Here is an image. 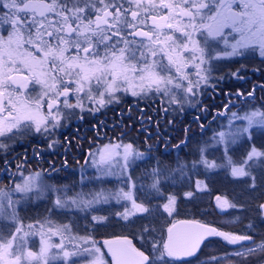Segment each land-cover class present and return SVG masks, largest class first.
Listing matches in <instances>:
<instances>
[{
	"label": "trees",
	"instance_id": "16d2710c",
	"mask_svg": "<svg viewBox=\"0 0 264 264\" xmlns=\"http://www.w3.org/2000/svg\"><path fill=\"white\" fill-rule=\"evenodd\" d=\"M258 52L255 47L249 51L241 50L238 55L212 59L207 83L193 87V93H187L182 86L179 89L171 86V92L167 94L161 91L160 96L168 108L162 118L156 119L160 114L150 118L138 114L142 106L151 112L152 97L158 103L159 93L153 96L145 92L147 96L133 103L131 110L127 108L129 104H118L114 110L100 112L99 117H86L91 124L86 120L77 122L81 130L86 129L84 125L88 122L86 130L91 134L99 130L101 141L113 134L124 139L119 136L122 133H118L117 128L125 124L135 128V132L125 131L122 136H128V141L140 148L142 153L129 165L128 172L133 180L134 200L147 207L149 212H136L124 219L119 214L122 209L117 203H102L86 213L61 210L64 214L61 221L69 223L71 230L89 235L94 240L129 238L137 250L149 257L150 264L200 261L239 246V243L230 244L221 237H206L191 259H174L165 253L164 245L166 229L176 219L199 220L225 233L251 237L244 242L264 240V208L260 207L264 204V157L247 160L253 147L264 152V124H253L247 132H242L237 121L230 120L232 112L239 114L250 107H257L264 113V57H260ZM182 83L186 85L184 80ZM169 99H174L172 104H169ZM133 110H136V115L129 120V116L135 113ZM63 114L62 121L75 124L76 121L71 122L73 113ZM228 126H236L239 130L223 142L220 140L221 133L216 131H224ZM67 128V125L62 126L60 133L63 134ZM31 129L22 126L19 131L24 137ZM63 137H60L61 140ZM12 142L8 140V135L0 137V144L4 145L0 148V164L9 148L18 146L17 141ZM73 144L76 145L75 142ZM202 157L216 167L208 168L200 163ZM245 160L247 163H244ZM236 166L243 167L251 176H233L232 168ZM56 176L55 183H78V175L72 167L66 171L60 169ZM155 180H159L158 191L152 188ZM33 194L30 191L25 194L28 201L17 206L14 204L12 217L10 214L0 215V234L5 237L4 242L17 222L49 218L51 213L58 211L49 207V197L33 201ZM217 197L236 207L221 208L216 202ZM165 205L168 207L165 208ZM263 256L264 251H261L253 258L257 260ZM238 261L239 264L252 262L246 259Z\"/></svg>",
	"mask_w": 264,
	"mask_h": 264
},
{
	"label": "snow or ice",
	"instance_id": "6c2138e0",
	"mask_svg": "<svg viewBox=\"0 0 264 264\" xmlns=\"http://www.w3.org/2000/svg\"><path fill=\"white\" fill-rule=\"evenodd\" d=\"M125 4L134 6L136 10L124 8ZM97 5L100 7L98 8ZM222 6L230 7V4ZM5 7L13 11L4 13L0 17V24L8 23L13 26L17 49L20 47L22 38L20 28L29 33L27 43L36 44L37 47H39V43H42L46 48V50L40 48L44 57L42 60H36L28 53L24 54V58L20 60L21 65L27 68L29 73L39 77L49 74L44 69L47 61L51 60L53 67L50 72L59 74L63 91L57 90L55 82L48 84L46 80L42 81L37 78L35 83H43L48 89L44 93L45 96L52 93L57 99L61 96L65 97L63 103L68 108H83V104L80 102L81 93H84L85 98L94 100L92 92L95 88L100 97H103L105 93L111 96L120 90L121 84L131 86L133 79L139 80L138 91H133V95L152 89L167 94L171 92L170 86L174 84V81L172 77L161 76L157 69L164 71L175 68L176 73L181 74L178 77L181 81L188 80L187 75L182 73L185 66L183 52L199 53L198 57L193 55L194 66L197 68V79L195 85H193V81L188 80V87L185 90L187 93H193L194 86L198 88L202 82L207 83L211 74L210 68L200 67L205 64L204 49L200 48L198 42L192 38L193 33L197 30L194 21L200 15L201 10L208 7V4L203 0H180V2L159 0V3L157 0H52L51 3H44L43 0H27V2L19 0V4L17 0H10ZM244 8L243 13H233L231 16L221 17L220 20H217L216 16L210 17L217 23L215 30L211 25H201V27H206L209 34L219 33L226 23L231 22L235 26L241 16H244L247 19L240 22L245 27L237 30L242 33L246 30L249 35L247 37L242 35L241 40L238 41L239 49L246 48L251 44H260L264 47V0H246ZM17 13H23V19ZM125 13L128 15L126 16ZM49 14H54L55 18L49 19ZM93 15L95 19L92 18ZM217 16L220 14L217 13ZM145 27L151 30L145 31ZM189 28L192 29L191 32L188 31ZM44 36H47L48 39L45 40ZM12 42L13 34H10L9 40L0 45V113L5 111L4 100H7V105L11 106L7 115L0 118V137H5L8 133H12L13 129H20L22 126L29 128L34 125L37 132H40L42 128L47 131L48 126V118L39 112L41 105L38 101L35 104L36 111H33L27 102L20 100L19 96L17 97L19 106L12 102L10 98L12 93L4 96L9 87L20 84V87L23 88L28 82L27 77H12L10 75L12 69L7 68L9 62L15 65L16 59L22 55L10 47ZM189 44L192 45L191 48H189ZM69 49L74 53L70 58L65 56ZM238 54L240 52L237 46H233L230 55ZM197 60L198 63H195ZM16 71L19 72L20 69L17 68ZM205 72L208 74L205 75ZM51 79L55 81L57 76H52ZM174 86L179 89L181 84ZM100 89L103 91H99ZM69 95L76 98L75 104H69L67 99ZM95 102L103 105L104 100L101 98ZM55 103L56 101H51L47 105L49 116L53 122L52 127H55L59 122V117L52 115ZM233 116L239 118L235 113ZM257 116H260L261 120L256 121L255 117ZM243 119L248 121L249 127L254 123L264 124V113L253 112ZM241 131L247 132L248 128L241 129ZM223 135V133L220 134L221 137ZM2 147L4 145L0 144V148ZM137 155L141 154L133 153L131 145L124 147L123 159L125 163L129 161L130 157ZM254 157H264V152L253 147L247 160H252ZM247 160L244 163H247ZM200 163L205 164L208 168L216 167L214 163H210L203 157ZM232 175L250 177L251 173L246 172L243 167H233ZM33 180L34 178H29L23 186L17 185V190L30 191ZM254 180L255 178H253V183ZM158 184L159 180H155L152 188L158 191ZM114 195L117 199L132 201L135 212H149V209L143 204L136 203L130 191L126 192L121 189ZM108 198L103 192H99L95 193L91 200L81 201V204L90 207L95 203L107 202ZM217 202L221 208L236 207L226 199L221 200L220 197H217ZM66 203L67 201L56 200V204L60 207H64ZM72 203L75 204L76 201L73 200ZM167 207L168 205H165V208ZM260 207L264 208V205H260ZM122 215L124 219L128 218V214ZM93 219L95 220L97 217H93ZM198 228L200 232L195 237L192 234L173 236L172 230L169 229V239L164 245L165 253L168 256H191L205 236L221 237L230 244L251 240L249 236H236L204 225H198ZM21 231L20 227L15 229V233H21ZM24 235L19 237L20 242L13 250V243L17 240L16 234H13L7 242H4L5 237L0 234V264H32L33 261L36 264H48V251L51 246L42 244L39 254L23 251ZM125 243L130 245L128 241ZM55 247L62 248L63 245ZM257 250L264 251V241H261L255 248L243 249L235 255L243 258L246 255L254 254ZM64 256H68V253L65 252ZM113 256L116 257L117 264H150L149 257L144 252L131 247L116 248L113 250Z\"/></svg>",
	"mask_w": 264,
	"mask_h": 264
},
{
	"label": "rangeland",
	"instance_id": "374dc122",
	"mask_svg": "<svg viewBox=\"0 0 264 264\" xmlns=\"http://www.w3.org/2000/svg\"><path fill=\"white\" fill-rule=\"evenodd\" d=\"M27 1V0H26ZM44 3H51L52 0H43ZM231 3H219L217 7H214L212 10L211 8L208 9H202L200 12V15L197 16L194 23L197 26V30L193 33L192 38L193 40L198 42V46L202 49H204V59L205 64L200 65L201 68H206V64L209 65L212 59H221L226 58L232 53L233 46H237L238 50V41L241 40L242 35L247 37L249 33L245 30L243 33L241 31H238L239 28H244L245 25L242 23L238 24L236 23L235 26L228 22L225 24L224 27H222L219 31V33L213 32V34H209L208 29L206 27H201V25H211L213 30L217 27L216 21L210 19V17L216 16L217 20H220L221 17H227L228 15V7H223L222 5H227ZM239 9L244 10V3H238ZM132 10H136L134 6L129 5ZM99 8L100 5H97ZM166 11V10H165ZM208 14H203L206 13ZM217 13L220 14V16H217ZM155 14V13H154ZM245 20V19H244ZM144 30H151L148 27H145ZM188 31H192L191 28L188 29ZM167 34V33H166ZM183 43V41H181ZM249 46H256L257 49L262 46L260 44H251ZM192 45L189 44V48H191ZM211 48L212 50H209ZM245 49V48H243ZM263 53V52H262ZM28 54V53H26ZM185 66L182 69V73L184 72V69L187 67V64L194 65L193 61V55L199 56V53H189V52H183L182 53ZM65 56L68 57L67 52L65 53ZM69 56L71 57V53H69ZM35 57V56H33ZM69 57V58H70ZM24 58V55L21 58L16 59V62H20L21 59ZM36 58V57H35ZM38 60V58H36ZM135 62V61H133ZM11 63V62H10ZM195 63H198V60L195 61ZM49 65V63H48ZM192 67V66H191ZM195 69H197L195 66H193ZM209 68V67H207ZM40 71L39 69L37 70ZM44 71L49 72V69L45 66ZM159 74L161 76L166 77L167 73H162L160 70ZM169 73L168 77H172L174 84L172 87L175 88V84H181L180 73H176L175 68H171V70L167 71ZM57 76L56 81L58 80L57 90L63 91V85L60 83L59 80V74L54 73L53 76ZM51 74L49 72L48 75L45 76H39V79L42 81L46 80L48 84H52L55 81L51 79ZM69 79V78H65ZM42 92L45 93V91H48L47 88H45L44 84L42 83ZM139 86V80L133 79L131 86L129 84H121L120 90L111 94V96L108 93H105L103 97H100L99 92L94 88L92 95L95 98L94 100H89L85 98L84 93L80 94V102L83 104V108H68L64 105L63 101L65 97L61 96L58 100L59 102L54 105L52 108V115L59 117V122L56 124L55 127H52V119L51 116H49V110H48V101H44V97H42V102L39 103L41 105L39 112L41 115L48 118V126L47 131H44L43 128L40 132L35 131V126L33 125L29 133H34L37 137L39 134H42L41 140L39 141V146L42 148L40 151H35L31 154H28L27 157H35V159L32 161V165L34 163L40 162L39 157L45 155V153L48 151V148L50 147H56V150H59L57 154H55V157H51L48 162L51 164L50 166L45 167H37L32 168L28 166H22L18 172L12 171L11 176H8L7 178L9 181H3L0 183V215L4 214H10L11 217L14 215V204L17 206L18 204L22 202L28 201L25 194L29 193L30 191L33 194V201H36L38 199L43 198L44 196L47 198L49 197L50 205L49 207H52L53 209H57L58 211H54L49 215V218H39L36 221H27L24 223H16V227L14 228L12 234L8 237V239H11L13 234H16L17 240L13 243V250H15L16 244L20 242L19 237L21 235H24V248L23 251H32L34 253L39 254L40 248L42 244L50 245L49 251H48V264H113L112 255L110 252V238H103V239H96L94 240L89 235L81 234L79 232H75L74 230L70 229V224L66 222H62L61 220L64 219L63 212L71 211V210H79L81 213L90 212L91 209L94 207H97L99 204H108L110 203H117L122 211L119 212L121 216L122 214H129V213H136L135 210L132 207V201L129 200H123V199H117L115 197V193L119 192L121 189L126 192H131L133 197V180L131 176L129 175V165L133 163L134 160L141 157L142 153H140L139 149L134 143L128 141V136L123 137V133L125 131H133L135 132V128L132 125L125 124L122 127L117 128L118 133H122L121 136L124 139L118 138L116 134H113L110 138H105L104 140H100L99 136L102 133H99V130L97 133L93 132L92 134L88 132L85 138H82V130L80 128L81 125H79L77 122L84 121L85 116H89L90 119H93L94 116L99 117L100 112L106 111L105 108L108 106H112L115 103V94L122 91L123 93H130L127 94L129 96H133L134 98H144L147 96L145 92H148V94L152 95L155 93V89H152L151 91H144L140 92L138 95H133V91H138ZM183 89L186 90L188 87V84L183 86V83L181 84ZM74 87V85H73ZM147 87V86H145ZM171 87V86H170ZM127 89V90H125ZM8 91V90H7ZM99 91H103V89H100ZM50 97L48 96V99ZM103 99L104 103L103 105H100L95 102V100ZM69 104H75L76 98L72 95H69L67 98ZM174 99H169V104H172ZM13 102V101H12ZM24 102H27L29 107L36 111L35 108V102L31 101L30 99H26ZM113 102V103H111ZM14 104L18 105V102H13ZM111 103V104H110ZM116 105V104H114ZM19 106V105H18ZM61 111H64L68 114H72V120L71 122H75V124L68 123V120H61ZM260 112L263 113V110L258 109L257 107H250V109L246 110L244 109L242 112H239L237 114L236 112L231 113L230 120L237 121L238 125L244 129L248 128V121L243 119L246 115H251L253 112ZM138 114L141 112L140 110L137 111ZM233 113L236 114L237 117L235 118L233 116ZM104 114H107L106 112ZM133 115L129 116V120L134 119V115L136 113H132ZM15 115V113H13ZM129 115V114H127ZM4 116L0 115V118ZM71 118V117H70ZM256 121L261 120L260 116L255 117ZM65 122V123H62ZM89 122V120H88ZM88 122H86L88 124ZM241 123V125H240ZM71 124V125H70ZM89 124H91L89 122ZM256 124V123H254ZM68 126L69 130L71 131L70 135H65V133L61 134L62 126ZM234 127V128H233ZM224 128V127H223ZM100 129V126H99ZM103 130V129H100ZM238 127L236 126H228L224 131L219 129L216 131V133H223V137L220 136V140L223 142H226L227 139L231 138V136L238 132ZM60 133V135H58ZM140 132L138 133V136L140 137ZM64 136L61 140V136ZM12 137H8V140L15 141V139L22 137V132L19 131H13L11 133ZM74 137L73 139L71 137ZM213 135L212 137H214ZM14 137V138H13ZM91 142H89V140ZM12 142V143H13ZM77 145V147H80L82 149H85L83 153H81V156L79 157V161L76 162L73 167L72 171L76 172L78 175V183H61L57 182L55 183L58 176H56L57 172H52V167L56 165L65 154H68V151L70 148H75L74 143ZM131 145L133 153H140L141 155L133 156L129 158V161L125 163L123 159V153H124V147ZM74 150V149H73ZM252 150V149H251ZM250 150V151H251ZM85 152V153H84ZM10 153V152H7ZM11 152L10 154H12ZM14 156V155H10ZM103 157V158H102ZM23 158V156H22ZM62 162V161H61ZM26 164V162H25ZM24 164V165H25ZM27 164H30V162H27ZM2 166V163L0 165V168ZM35 166V165H34ZM238 167V166H236ZM241 167V166H240ZM55 173L54 175H50L49 173ZM14 179H12V175H14ZM29 178H34L32 181L31 190L27 192L19 191L17 190V185L23 186L26 180H29ZM103 192V194L108 198L107 202H100L95 203L93 205L85 206L84 204H81V201H87L91 200L93 198V195L95 193ZM21 199L20 201H18ZM60 199L62 202L67 201L64 207H60L56 204V200ZM134 199V198H133ZM75 200L76 203L73 204L72 201ZM217 200V199H216ZM222 200V199H221ZM18 201V202H17ZM217 202V201H216ZM137 203V202H136ZM139 204V203H137ZM218 204V202H217ZM219 205V204H218ZM264 205V204H263ZM120 209V210H121ZM61 210L63 212H61ZM72 212V211H71ZM118 213V211H117ZM17 227H20L22 229L21 233H15V229ZM7 239V240H8ZM6 240V242H7ZM264 241V240H262ZM261 241H248V242H238L239 246L235 249H233L230 253H222L214 256V263L213 264H239L238 260L246 259L248 261V264H264V257L255 260L253 256L257 255L261 251L257 250L254 254L246 255L245 257H237L235 253L242 251L243 249H249V248H255L256 245H259ZM56 245H63L62 248L55 247ZM67 252L68 256H64V253ZM55 257V259H53ZM263 259V261L261 260ZM32 264H36L35 261L32 262ZM186 264H202L200 261L195 260L192 262H188Z\"/></svg>",
	"mask_w": 264,
	"mask_h": 264
},
{
	"label": "flooded vegetation",
	"instance_id": "af4514ba",
	"mask_svg": "<svg viewBox=\"0 0 264 264\" xmlns=\"http://www.w3.org/2000/svg\"><path fill=\"white\" fill-rule=\"evenodd\" d=\"M9 2H10V0H0V17H2L4 13H11V11H13V10H10L9 8L5 7V5H7ZM25 2H27V1L25 0ZM176 2H180V0H176ZM203 2L208 4V7L206 9L212 7L211 10L214 7H217V5L219 3H231L230 7H228V15H227V17H228V16H231V14H233V13H238V14L243 13L244 10H240L238 8L239 7L238 3H244V2H246V0H203ZM17 3L19 4V0H17ZM157 3H159V0H157ZM124 8H130V6L128 4H125ZM122 11H123V9H122ZM208 12L209 11H207L206 13H203V14H208ZM161 14H163V13H161ZM17 15H19L20 18L23 19V13H17ZM125 15L127 16L128 14L125 13ZM54 18H55L54 14H49V19H54ZM92 18L95 19V16L93 15ZM128 19L129 20L131 19L130 16L128 17ZM244 19L246 20L247 18L244 16H241L240 21H243ZM240 21H237V23L240 24L241 23ZM19 31L21 33L22 38H21L20 47L17 49L16 43H15L16 38L14 35L13 26L8 24V23L0 24V45H3L5 42H7L9 40L10 34H13V42L10 45V47L12 49H16L20 54H22L20 56V58L24 54L30 53L31 56H35L36 58H38V60H42L44 57H43V53L40 51V48H45V45L37 42V43H39V47H37L36 44L27 43L29 33L27 31H25L23 28H20ZM145 31H150V30H145ZM43 38L45 40L48 39L47 36H44ZM255 47L256 46H248L245 49H242V52L244 50L249 51ZM45 50H46V48H45ZM209 50H211V48H209ZM258 51H259L258 52L259 56L264 57V47H262V48L260 47V49L258 48ZM69 53H71V55L74 54L71 49H69V51L67 52L68 57H70ZM48 63H49V65H48ZM165 63H166V61H165ZM193 66L194 65L187 64V67L184 69L183 74L187 75L188 80L193 81V85H195V82L197 79V69H195ZM209 66H211V65L206 64L205 69H207V67H209ZM46 67L49 69V72H50V69L53 67V62L51 60H48ZM7 68L12 69L10 75L14 78H19V77H27L28 78V82H27L25 87L22 88V87H20V84H17L15 86L9 87L7 89L8 91H6L4 93V96H7L8 93H12V96L10 98L12 99L13 102H18L17 101L18 96L20 97L21 101H25L26 99H30L31 101H33L35 103L37 101L39 103H41L42 102L41 98L44 97L45 98L44 101H48V103L51 101H56L55 104H57L59 102L58 100L60 99V97L57 99V97L55 95H53L52 93H49V95H47V96L44 95V93L42 92V90H43L42 83H35V79H37L39 77H36L33 74L29 73L27 68H24L20 62H16L15 65H13L12 63L9 62L7 65ZM17 68L20 69L19 72L16 71ZM158 70H160V69L158 68ZM167 71H169V70L161 71L162 73H167L166 78L169 75V73ZM50 74H51V76H53L54 72H50ZM204 74L207 75L208 73L205 72ZM188 80H184V82L186 84H188ZM57 82H58V80L57 81L55 80L56 85H58ZM21 83H23V81H21ZM156 93H159V95L157 96L158 97V103H155L154 102L155 99L152 97L150 99L153 102V107H151V112H149V108L142 106L141 112H139L140 116H144L145 118H150L152 116L155 117V115L160 114V116L156 117V119H159V118L164 117V115L167 114L168 108L164 105V103H163L164 101L160 96L161 95L160 92L153 93V96L156 95ZM127 94H130V93H126V92L123 93L122 91L116 93L115 99H114L115 100L114 104H116V105L113 104L112 106H109V107L107 106L105 108V110L106 109L114 110L118 104H124V103L129 104V106L127 108L130 109L131 105H133V103H135L139 99V97L136 99L133 96H129ZM48 96L50 97L49 99H48ZM111 103H113V102H111ZM4 104H5V111L0 113L1 116H6L7 112L11 109V106L7 105V100H4ZM63 112L64 111H61V118H63L65 115V114H63ZM119 112L121 113L122 111H119ZM133 112L136 113V110H133ZM128 113L129 112L127 111L126 114H128ZM86 117H88V116H85L83 118H84V120L88 121L86 119ZM67 126H69V125H67ZM85 127L87 129L89 127V125L85 124L84 128ZM67 129L68 130H64V133H65V135H70L71 131L69 130V128H67ZM86 129L82 130V134H83L82 138H85L89 132V130H86ZM13 131H18V129H13ZM7 135H8V137H12V136H10L11 133H8ZM58 135H60V133ZM35 136L36 135L34 133H29V134L25 135L24 137H20V138L15 139V141L18 142V146H16L14 149L9 148L8 152H10V153L13 152V153L12 154L7 153L6 158L3 159V161L1 162L2 163V166L0 168V180L1 181H9V179L7 177L11 176L12 171L18 172L22 166H28V167H30V169H32L34 167L37 168L40 165H41L40 167H45L47 165L50 166L52 164V163L50 164L48 162V160H50L51 157H55V154H57L59 152V150H56V147H53V146L48 148V151L45 153V155L39 157L40 162L34 163L33 165L31 164L32 161L35 159V157H33V156L27 157V155L31 154L35 151H40V149H42L40 147L41 145L39 146V141L41 140L42 137H44V136H42V134H39L37 137H35ZM89 142H91V140H89ZM74 147L75 148H70V150L68 151V154L66 153L65 156H63L62 159L56 165H54L52 167V172L58 173L60 169H63L65 171L69 170L70 167H73V165L79 161V157L81 156V153H83V151L86 150V148L82 149L80 147H77V145H75ZM10 155H14V156H10ZM22 156H23V158H22ZM25 162H26V164H25ZM27 162H30V164H27ZM52 172L49 174L50 175L53 174ZM15 174L16 173H14V175H12V179H14ZM231 251H229L227 253H230ZM263 257H261V258H263ZM191 258H192V256H190L188 258H184V259H178V260H185L186 261V260H189ZM263 259H261V260L263 261ZM200 262L206 263V264H213L215 261L212 257H209L207 259H200ZM186 263H188V262H186Z\"/></svg>",
	"mask_w": 264,
	"mask_h": 264
},
{
	"label": "water",
	"instance_id": "95a60500",
	"mask_svg": "<svg viewBox=\"0 0 264 264\" xmlns=\"http://www.w3.org/2000/svg\"><path fill=\"white\" fill-rule=\"evenodd\" d=\"M198 225H204V226H208L210 228L217 229V227H215L214 225H211L209 223L202 222V221H199V220H194V219H176L173 222H171L168 225L167 229H166L165 244L168 242V239H169V235H170L169 229L172 230L171 234L173 236L184 235V234H192L193 237H195V235L200 232V229L198 228ZM206 237H208V236H205L204 239ZM125 241L130 242V245L126 244ZM202 241H201V243H202ZM109 243H110V252H111V255H112L113 264H117L116 257L113 256V250L114 249H116V248H129V247L135 248L133 246V244L131 243V240L129 238H126V237L110 238ZM201 243H200V245H201ZM200 245H199V247H200ZM198 248L195 250V252L198 250ZM170 257H172L174 259H184V258H188L190 256L176 255V256H170Z\"/></svg>",
	"mask_w": 264,
	"mask_h": 264
}]
</instances>
